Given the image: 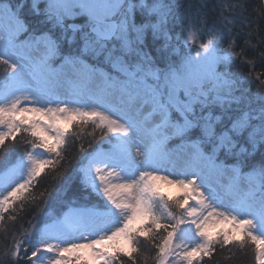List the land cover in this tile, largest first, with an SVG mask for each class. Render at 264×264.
I'll return each mask as SVG.
<instances>
[{"label": "snow or ice", "instance_id": "obj_1", "mask_svg": "<svg viewBox=\"0 0 264 264\" xmlns=\"http://www.w3.org/2000/svg\"><path fill=\"white\" fill-rule=\"evenodd\" d=\"M261 5L0 0V264H264Z\"/></svg>", "mask_w": 264, "mask_h": 264}, {"label": "trees", "instance_id": "obj_2", "mask_svg": "<svg viewBox=\"0 0 264 264\" xmlns=\"http://www.w3.org/2000/svg\"><path fill=\"white\" fill-rule=\"evenodd\" d=\"M248 13H246L249 17V19H253L257 12L259 11V8L261 5V0H246ZM258 25L260 27H264V19H260L258 21ZM235 31L239 32V28L235 29ZM242 43V41H241ZM0 71H3V69H0ZM247 71L246 69L244 70ZM259 71V69H257ZM85 129L81 135L85 136V144L87 143V133H91L93 131V128L88 127L85 125ZM99 132V130H98ZM100 133H97L99 135ZM50 167V166H46ZM43 179L41 180L38 187L35 189H29V192L31 193L30 196L27 198L21 197V199L26 200V207L25 212L27 214L19 212L20 205L17 204L15 208L11 212L8 213L7 216L3 217L2 222H0V251L4 248V242H3V234L4 232L10 227L12 224L11 217L13 215H20L22 216V219H18L16 221L17 226L24 223L27 220H30L33 215H35L36 212L40 210V208L43 206L42 204H29L28 200H38L40 197V194L44 192L45 187L50 186V181L52 177L48 175L47 173L42 174ZM28 209H32V211H28ZM26 223L24 226L26 227ZM252 250L247 249L244 252L238 251L236 246L231 247H225L222 251L219 250V246H217L216 254L211 258H205L204 264H255V258L254 254H250ZM155 256V253H145L139 258L138 264H154L153 257ZM23 264V261H22Z\"/></svg>", "mask_w": 264, "mask_h": 264}, {"label": "rangeland", "instance_id": "obj_3", "mask_svg": "<svg viewBox=\"0 0 264 264\" xmlns=\"http://www.w3.org/2000/svg\"><path fill=\"white\" fill-rule=\"evenodd\" d=\"M197 43H198V41H197ZM85 128L86 127L84 126V128L80 131V133H82ZM97 133H100V132H98V129H97ZM161 191L164 192L167 197H173L174 198V197L182 195V190L181 189H179L176 186L163 184V182H161ZM190 203H191V201H190ZM26 227H27V225H26Z\"/></svg>", "mask_w": 264, "mask_h": 264}]
</instances>
